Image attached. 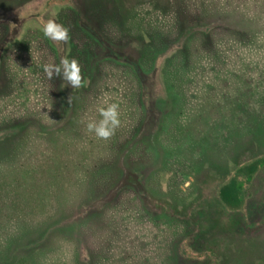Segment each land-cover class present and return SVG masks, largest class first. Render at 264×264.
Returning <instances> with one entry per match:
<instances>
[{
	"label": "rangeland",
	"instance_id": "rangeland-1",
	"mask_svg": "<svg viewBox=\"0 0 264 264\" xmlns=\"http://www.w3.org/2000/svg\"><path fill=\"white\" fill-rule=\"evenodd\" d=\"M65 56L79 89L42 70ZM256 158L264 0H0V264H264V160L218 198Z\"/></svg>",
	"mask_w": 264,
	"mask_h": 264
},
{
	"label": "clouds",
	"instance_id": "clouds-1",
	"mask_svg": "<svg viewBox=\"0 0 264 264\" xmlns=\"http://www.w3.org/2000/svg\"><path fill=\"white\" fill-rule=\"evenodd\" d=\"M40 31L42 35L53 42H64L69 40L68 29L54 19L42 21ZM42 70L49 80L54 75L59 76L63 81H66L67 86L79 89L86 81L82 80L81 69L75 59L67 56L61 57L59 63L42 65ZM119 105L115 102L109 103L105 100L101 106L96 108L99 119H89L85 128L88 133L101 140H108L120 126Z\"/></svg>",
	"mask_w": 264,
	"mask_h": 264
},
{
	"label": "water",
	"instance_id": "water-1",
	"mask_svg": "<svg viewBox=\"0 0 264 264\" xmlns=\"http://www.w3.org/2000/svg\"><path fill=\"white\" fill-rule=\"evenodd\" d=\"M260 158H256L239 168H237L233 175L221 185L218 189V198L228 209L236 210L239 209L244 203V192L238 188L237 174H243L248 176L253 174L259 165Z\"/></svg>",
	"mask_w": 264,
	"mask_h": 264
},
{
	"label": "flooded vegetation",
	"instance_id": "flooded-vegetation-1",
	"mask_svg": "<svg viewBox=\"0 0 264 264\" xmlns=\"http://www.w3.org/2000/svg\"><path fill=\"white\" fill-rule=\"evenodd\" d=\"M263 165L262 161L260 160L259 162V165H258V168H260L261 166ZM242 177V178H241ZM252 177V175H248V176H244L243 174H237L236 175V178L237 179H242V182L240 184H237L238 188L242 189L243 190V187H244V180L245 181H248L250 180V178ZM245 204V202L243 203V205ZM241 208V207H240Z\"/></svg>",
	"mask_w": 264,
	"mask_h": 264
},
{
	"label": "trees",
	"instance_id": "trees-1",
	"mask_svg": "<svg viewBox=\"0 0 264 264\" xmlns=\"http://www.w3.org/2000/svg\"><path fill=\"white\" fill-rule=\"evenodd\" d=\"M261 160H264V159H261ZM264 163V162H263ZM240 209V208H239ZM237 210V209H236ZM184 253L185 255L188 257V258H197V257H201L202 255L201 254H195V253H191L187 250H184Z\"/></svg>",
	"mask_w": 264,
	"mask_h": 264
}]
</instances>
